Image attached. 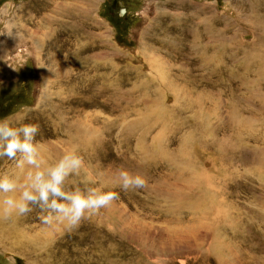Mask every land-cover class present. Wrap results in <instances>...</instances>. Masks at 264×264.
Listing matches in <instances>:
<instances>
[{
	"label": "rangeland",
	"instance_id": "rangeland-1",
	"mask_svg": "<svg viewBox=\"0 0 264 264\" xmlns=\"http://www.w3.org/2000/svg\"><path fill=\"white\" fill-rule=\"evenodd\" d=\"M253 1L0 0V119L37 126L45 165L81 159L66 190L117 193L76 225L45 224L39 205L0 217V264H264ZM121 170L145 186H116Z\"/></svg>",
	"mask_w": 264,
	"mask_h": 264
},
{
	"label": "clouds",
	"instance_id": "clouds-1",
	"mask_svg": "<svg viewBox=\"0 0 264 264\" xmlns=\"http://www.w3.org/2000/svg\"><path fill=\"white\" fill-rule=\"evenodd\" d=\"M24 116L14 120L0 119V158L15 161L17 172L0 175V217L10 219L24 215L39 205L45 224L54 221L76 225L82 219L110 206L116 199L113 191L79 189L68 191L66 178L81 167V159L66 153L56 163L45 165L40 147L34 142L37 126L23 123ZM145 179L138 174L121 170L115 184L123 190L143 188Z\"/></svg>",
	"mask_w": 264,
	"mask_h": 264
},
{
	"label": "bare ground",
	"instance_id": "bare-ground-1",
	"mask_svg": "<svg viewBox=\"0 0 264 264\" xmlns=\"http://www.w3.org/2000/svg\"><path fill=\"white\" fill-rule=\"evenodd\" d=\"M252 6L254 7V9L256 10V15H255V17L253 18L254 20H255V24H257V23H259L260 24V22L261 21H263L264 20V0H254L253 2H252ZM126 11V10H125ZM33 15H34V13H33ZM69 18V17H68ZM252 19V18H251ZM51 20V19H50ZM49 20V21H50ZM253 21V20H252ZM262 25V24H261ZM260 25V26H261ZM26 27V26H25ZM256 27V26H255ZM28 28H30V27H28L27 26V31H29V32H31V34H32V30H29ZM257 28V27H256ZM260 28V27H259ZM38 32L39 31H34V33L35 34H37L38 35ZM43 32V31H42ZM51 32V31H50ZM49 32V33H50ZM261 32H263V35H261V36H263V39H264V27L262 28V31ZM28 33V32H27ZM259 33V32H258ZM22 34V33H21ZM25 35V34H24ZM30 35V34H29ZM28 35V36H29ZM33 35V34H32ZM86 37V36H85ZM28 39H29V37H28ZM31 40V39H30ZM42 41V40H41ZM56 44V43H55ZM147 46H149V45H147ZM50 47V46H49ZM63 48V47H62ZM261 51V50H260ZM263 51H264V49H263ZM263 54V53H262ZM57 56V55H56ZM67 57V56H66ZM110 63V62H109ZM260 63V62H259ZM110 65V64H109ZM108 65V66H109ZM92 66V65H91ZM67 67V66H66ZM66 70V69H65ZM64 70V71H65ZM112 70V69H111ZM68 71V70H67ZM63 72L61 75H65L66 76V74L69 76V80L71 79V78H73L72 77V74H70V72L68 71V72ZM115 72V71H114ZM110 78H112V77H110V74H108L107 73V75L106 76H104L103 75V78L101 77V80H102V82H101V84L100 85H103L102 87H95V88H92L90 91L91 92H94V94H93V96L94 95H100V94H102L103 93V91L104 92H106V90L108 89V88H110V87H112L111 86V81H110ZM64 79V78H63ZM112 80V79H111ZM65 82V81H64ZM151 84V82L149 83V80H144V84H145V86H146V84ZM81 84V83H80ZM114 85V84H113ZM64 86V85H63ZM79 88V87H78ZM71 89V88H70ZM72 90V89H71ZM70 90V91H71ZM77 90V89H76ZM80 91V90H79ZM83 91V90H82ZM89 92V91H88ZM82 93V92H81ZM87 94V93H86ZM70 95V94H69ZM84 95V94H83ZM81 97H82V95H81ZM84 98L86 99V100H88L89 98L87 97V96H84ZM97 98V97H96ZM84 99V101H86ZM91 99V98H90ZM83 100V99H82ZM162 119V118H161ZM87 127H89L90 128V126H87ZM92 128H93V125H92ZM91 129V128H90ZM83 129L81 128V129H79V131H78V129H77V133H80V134H83V132L84 131H82ZM89 130V129H88ZM67 136H68V138L71 140V141H74V140H76L79 136H80V134H77V133H75V132H72L70 129L67 131ZM236 142V141H235ZM72 143V142H71ZM228 149L229 148H227V152H228ZM96 155H98V154H95V157H97ZM92 160H94V158H92Z\"/></svg>",
	"mask_w": 264,
	"mask_h": 264
},
{
	"label": "flooded vegetation",
	"instance_id": "flooded-vegetation-1",
	"mask_svg": "<svg viewBox=\"0 0 264 264\" xmlns=\"http://www.w3.org/2000/svg\"><path fill=\"white\" fill-rule=\"evenodd\" d=\"M118 2H119V0H110V7H111V9H115V8H117L118 6Z\"/></svg>",
	"mask_w": 264,
	"mask_h": 264
}]
</instances>
